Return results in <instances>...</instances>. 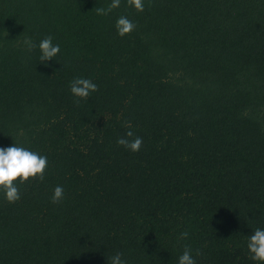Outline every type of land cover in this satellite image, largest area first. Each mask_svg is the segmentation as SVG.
<instances>
[{"label":"trees","instance_id":"16d2710c","mask_svg":"<svg viewBox=\"0 0 264 264\" xmlns=\"http://www.w3.org/2000/svg\"><path fill=\"white\" fill-rule=\"evenodd\" d=\"M110 2L0 0V148L48 161L15 203L0 190V264H178L186 245L196 264H257L264 0H121L97 15ZM120 16L136 25L123 37ZM46 36L60 52L40 62ZM77 77L98 91L75 102ZM126 123L137 152L116 143Z\"/></svg>","mask_w":264,"mask_h":264},{"label":"clouds","instance_id":"9594fccd","mask_svg":"<svg viewBox=\"0 0 264 264\" xmlns=\"http://www.w3.org/2000/svg\"><path fill=\"white\" fill-rule=\"evenodd\" d=\"M127 6L134 8L137 12L144 11V0H126ZM121 0H111L107 8L100 7L96 9L97 15H107L114 9L120 7ZM136 25L130 21L126 16H120L115 23L117 35L123 37L130 34ZM53 37L46 36L38 45L40 51V62L53 60L60 52L59 44H53ZM26 47L31 51L34 47L30 38L24 41ZM70 94L76 98L75 102L79 100H86L91 93L98 91L96 85L91 79L77 77L74 78L69 85ZM129 130L123 137L117 139L118 146H123L131 152L140 150L143 140L141 137L134 136L131 130V124L124 125ZM48 165L47 157L42 156L36 152L28 150L24 147H19L13 144L7 148H0V190L4 192V198L8 203H15L20 199L19 188L16 182L20 184L25 183L30 179H39L43 181L44 170ZM64 196L63 186H56L51 197L52 203H59ZM188 233H181L180 238H187ZM247 251L249 258L257 262V264H264V229L257 228L249 235L247 240ZM121 253H116L111 257L110 264H126L121 258ZM197 255H200L197 252ZM109 264V261H108ZM178 264H196V260L192 256V250L189 246H185L182 255L179 257Z\"/></svg>","mask_w":264,"mask_h":264}]
</instances>
